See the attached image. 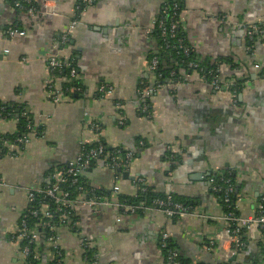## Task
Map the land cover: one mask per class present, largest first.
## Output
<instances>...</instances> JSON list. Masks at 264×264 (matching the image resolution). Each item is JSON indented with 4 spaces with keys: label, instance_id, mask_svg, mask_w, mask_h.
<instances>
[{
    "label": "crops",
    "instance_id": "0c3cea01",
    "mask_svg": "<svg viewBox=\"0 0 264 264\" xmlns=\"http://www.w3.org/2000/svg\"><path fill=\"white\" fill-rule=\"evenodd\" d=\"M32 2L34 14L0 0V106L25 114L31 129L22 154L0 156V177L6 183L0 187V264H32L23 256L21 242L12 237L29 205L27 189L48 186L53 170L97 142L132 154L125 171L128 179L101 159L83 172L97 197H132L138 187H146L173 195L201 216L172 221L159 212H144L123 215L116 222L110 207H78V232L64 227L58 233L65 264H89L84 242L92 244L97 264H165L157 245L161 232L170 235L189 264H220L209 241L224 228V213L210 176L234 174L242 216L253 215L264 194V35L250 40L240 28L264 23V0L179 2L187 43L203 62L216 66L221 79L243 84L235 104L218 96L193 71L177 69L175 84L156 80L149 64L151 55L158 54L152 33L161 12L159 0H98L81 12L78 0ZM74 19V33L62 44L60 34ZM10 28L23 34L9 38ZM50 52L61 59L72 57L84 89L78 99L67 96L62 79L50 74ZM103 83L113 93L99 100ZM138 90L149 94L141 97ZM18 114L0 119L1 136L19 134ZM90 123L100 124L99 140ZM169 146L181 153L173 155ZM83 198L86 195L78 200ZM37 254L36 264L50 263L47 249ZM263 256L260 243L249 242L232 264H264Z\"/></svg>",
    "mask_w": 264,
    "mask_h": 264
},
{
    "label": "built area",
    "instance_id": "2783aa9c",
    "mask_svg": "<svg viewBox=\"0 0 264 264\" xmlns=\"http://www.w3.org/2000/svg\"><path fill=\"white\" fill-rule=\"evenodd\" d=\"M98 0H81V4L84 8H88L91 5L95 4ZM14 6L19 11H27L29 14H34L36 10V6L33 4L31 0H16L14 2ZM28 6V7H27ZM171 8V9H170ZM77 11L80 9V5L76 7ZM178 5L174 4L173 6L163 7L162 8V18L160 20H155L154 25L157 27L160 37L164 42V46L166 49H172L174 51V63L173 65L176 66L178 70H185L190 69L193 70L200 77V80L203 82L208 83L214 92L221 97H228L231 99L232 103H236V95H237V87L238 82L233 78L229 79H221L219 76V71H208L207 75L201 76L199 72H202L203 69L199 68V64L197 62L189 61L184 62L180 57L189 58L190 56L198 58L194 47L191 45H187L182 40H177L176 43L171 44L169 40L175 38L178 32L181 30L180 20H177V15L175 12L169 14V10H177ZM226 18H224L225 21ZM227 21V20H226ZM77 20H72L64 31L60 34V41L62 44H65L67 40L72 36L74 30L77 26ZM227 23V22H226ZM240 28L243 29L244 34L247 36L248 39L252 40L253 37L256 35H264V23H252L249 25L241 24ZM18 29L10 28L7 31V36L9 38H13L17 35H22ZM62 60L59 58V55L55 52H50L48 54V68L50 74L53 76V72L57 71L60 72L62 70ZM160 61L157 57H153L150 60L149 70L153 72L156 76V80L165 79L162 74H160L159 70ZM186 67V68H185ZM254 67L256 69L261 68L260 63H255ZM168 78L165 81L169 83L174 82L178 83L176 78L175 71L172 70L168 73ZM69 78L67 80L76 78V70L72 68L68 74ZM243 84H241L242 86ZM75 89L71 88L70 91H74ZM113 93V88L108 84H101L98 87L97 91V98L99 100H104L111 96ZM138 94L141 97L148 95L149 92L146 93L142 90H138ZM54 103H58L60 98L58 95L53 97ZM143 100V98H142ZM147 106H143V111H147ZM20 116V115H19ZM21 117L27 121V116L21 113ZM26 128L28 129V133L30 132L29 123L27 124ZM90 129L96 133V138L99 140L101 135V127L99 123H90ZM25 134L22 137H18L15 139L13 143L3 141V146L5 150V155L9 156L10 158L18 157L24 151L23 148L29 142V134ZM0 141L1 138H0ZM169 151L175 154H180L181 151L175 146H169ZM101 159L103 160L108 167L112 170H121L125 172L129 167V163L132 159V154L129 152L124 151L121 148H114L111 149L110 152H107L105 147L97 142L95 147L85 148L83 149L78 157L70 162L66 167H59L53 170L48 175L49 181H54L56 184L52 188H44V187H36L32 189H27V198L29 203L34 202L36 194H41L43 196L51 198L54 203L56 204L57 211L62 212L63 216L67 213V209L71 208L75 210L78 207H89L96 211L102 207H110L113 209L116 215V222L121 221V217L123 215H134L137 211L143 212H159L164 217L170 219L175 216L180 218L184 217H200L201 215L195 213L193 210L186 208L184 205L174 202V200L168 196L167 198L155 199L152 202L150 207L146 206L145 202H140L139 204H122L118 201L116 197L114 200H103L96 196L94 190L85 191L83 187H78L80 191V196L86 195V198H83V201L78 199L71 200L69 199V193L63 192L59 185L65 182V177H69L70 181L73 185H77L78 182L83 178V172L90 167V165L95 161ZM119 173V172H118ZM220 173L216 174L215 176H219ZM139 183V182H137ZM212 186V190L217 192L219 188L217 185L214 184V179L210 180ZM227 187L224 190V202H229V196L233 192V186L230 185L228 181H226ZM6 183L0 177V187H4ZM144 189H141V192H144ZM119 192V188L116 186L114 187V194L117 195ZM95 195V197H93ZM237 202V201H236ZM237 208V205H236ZM32 216L37 215V211L30 212ZM45 216H50L49 212L45 213ZM20 219L17 231L12 234V237L15 241H22L26 242V245L22 247V254L27 259L30 254V246L34 243L36 239V230L29 229L25 219ZM221 220L224 221L225 226L223 229L219 230L214 236L210 239L209 244L214 246L217 252V258L220 260V264H232L231 259L236 256V254L246 247V242L242 241V237H244L248 242H257L260 243L262 247H264V194L261 196L260 200L257 202L254 214L250 216H235L233 213L223 214ZM43 227H47L50 231V235L46 242L47 250L49 251V259L50 262H63L65 264L67 254L64 252L59 253L61 249L60 239L58 234L54 235L56 231V226L51 225L48 222L42 223ZM234 226V228H232ZM170 239V235L166 232H161L157 245L163 251L166 250L165 255V264H182L179 260V255L177 251L168 249L167 242ZM83 251L93 250L92 252V261L88 260L89 264H97V255L94 251V248L91 243L84 242ZM57 256V257H56ZM264 257V256H263ZM39 255L35 254L33 256L34 261L39 260ZM59 264V263H57Z\"/></svg>",
    "mask_w": 264,
    "mask_h": 264
},
{
    "label": "trees",
    "instance_id": "16d2710c",
    "mask_svg": "<svg viewBox=\"0 0 264 264\" xmlns=\"http://www.w3.org/2000/svg\"><path fill=\"white\" fill-rule=\"evenodd\" d=\"M16 0H9V2L11 3L12 7L14 6V2ZM32 1V0H31ZM161 2V12L158 15V17L155 20H160L162 18V8L168 7L169 6H173L174 4L178 5V9L177 10H169V14H172L173 12L176 13L177 15V20L179 21V15H180V11H181V6L179 5V2L181 0H159ZM78 5H80V9L78 10V12L82 11L83 9H85L83 7V5L81 4V0H78L77 2ZM36 6V2L34 4ZM28 7V6H27ZM14 8L16 9V7L14 6ZM171 9V8H170ZM152 35L157 39L158 41V54H152L150 58L153 57H157L160 61V66H159V70H160V74H162L164 76L165 79H162L163 82L168 78V73H170V71L174 70L176 76L178 75V73L180 71L177 70L176 66L173 65L174 63V51L172 49H166L164 46V42L162 40V38L160 37L159 31L157 29V27H155L154 32L152 33ZM177 40H182L184 43H186L188 46L189 44L187 43L185 37L181 34V30L178 32L177 36L175 38H172L169 40V43L174 44L177 42ZM250 45H252V42H250ZM193 56V55H192ZM190 56L189 58H185V57H180V59H182L184 62H189V61H193V62H197L199 64V68L203 69L202 72H199V74L201 76L203 75H207L208 71H215L216 66L215 65H210L207 64L205 62H203L201 60V58L198 56V58L192 57ZM173 61V62H172ZM165 62V63H164ZM164 63V65H163ZM62 70L60 72L54 71L53 72V78H57V79H62V86L65 89V93L67 96H69L72 100L78 99L80 97V95L84 94V89L83 86L81 84V81L79 79V74L77 72L76 66L74 64V61L72 60V57L70 58H65L62 60ZM74 68L76 70V78L67 80L69 78L68 74L70 72V70ZM186 68V67H185ZM183 71L185 72H192L193 70L190 69H183ZM198 74V72H197ZM167 82V81H165ZM241 86V82H238L237 87ZM75 89L74 91H70V89ZM18 113H14V108H9V107H3L0 106V119H5V120H9L13 117H15ZM19 116V114H18ZM19 120V128H20V132L19 134H17L15 137H7V136H1L0 138L2 141H0V156L5 155V150L3 146V141H7L10 143H13L15 141L16 138L18 137H22L25 134L28 133V129L26 128L27 124L29 123L28 121H26L24 118H22L21 116L18 117ZM103 144V142H102ZM97 144L93 145L92 147H95ZM103 146L105 147L107 152H110L111 149L106 147L104 144ZM91 148V147H89ZM92 166V164L90 165V167ZM66 167V166H65ZM89 167V168H90ZM87 168V169H89ZM86 169V170H87ZM220 175L219 176H215L218 173L212 174L210 176L211 180L212 178L214 179V184L217 185V187L219 188V191L215 192L212 190V193L217 196L222 204V209H223V213L227 214V213H233L235 216H239V212L236 208V196H235V192H234V186H235V178H234V174L228 171H224V172H219ZM226 181H228L230 183V185L233 186V192L232 194L229 196V202H224V190L227 187L228 184H226ZM56 183L54 181H50V184L48 186H44V188H52ZM83 187L85 189V191L88 192V190H90L86 183L84 182V179L82 178L77 185H73L72 182L70 181L69 177H65V182L61 183L59 185V187L61 188V190L63 192H67L69 193V199L71 200H76L78 199L79 195H80V191L78 190V187ZM214 186L211 184V187ZM141 189H144V192H141ZM168 196H170L174 202L180 203L182 205H184L186 208H189L190 210H192V208L183 202L178 201L177 199L174 198L173 195H161L158 194L156 192H152L149 188L146 187H138V191L137 193L132 196V197H120L118 196V201L122 204H139L140 202H145L146 206L150 207L152 205V202L155 199H165ZM93 197H95V195H93ZM105 200V199H103ZM32 211H37V215L36 216H32L30 214V212ZM49 212L50 216H45V213ZM140 213H144L143 211H137L136 214H140ZM26 220V223L28 225L29 229H35L36 230V239L34 240V243L30 246L29 250H30V254L28 256V260L32 261V264H36V261L33 260V256L37 253L40 254V251H43L44 249H48L46 247V242L47 239L49 237V235L51 234L49 229L47 227H43L42 223L48 222L51 225H55L56 231L54 233V235L59 233V229L60 228H66L68 231H72V232H78V217L76 214L75 210H72L71 208L67 209V213L65 214V216H63L62 212L57 211L56 208V204L54 203V201L46 196H43L41 194H36L35 200L32 203H29L27 210L23 213V218ZM172 221L173 220H178L180 219V217L175 216L173 218H170ZM234 228V226L232 227ZM242 241L246 242V245L249 243L244 237H242ZM168 244V249H172L175 250V246L173 241L171 240V238L169 239V241L167 242ZM26 245V242H22L21 241V248ZM262 251L264 252V247H262ZM92 252L93 250H88L86 251V257L87 259L90 261H92ZM59 253H63L64 251L62 249H60ZM163 255H166V250L162 251ZM178 253V252H177ZM179 255V253H178ZM57 257V256H56ZM179 260L182 264H189L188 260L182 259L179 256ZM57 261V260H56ZM50 262L49 264H64L63 262Z\"/></svg>",
    "mask_w": 264,
    "mask_h": 264
},
{
    "label": "water",
    "instance_id": "95a60500",
    "mask_svg": "<svg viewBox=\"0 0 264 264\" xmlns=\"http://www.w3.org/2000/svg\"><path fill=\"white\" fill-rule=\"evenodd\" d=\"M110 149H111V148H110ZM117 172L121 173L123 178H125V179H126V178H127V179L129 178V174H128V173H126V172H122L121 170H117ZM235 258H236V256H234V257L231 259V262L234 261Z\"/></svg>",
    "mask_w": 264,
    "mask_h": 264
}]
</instances>
